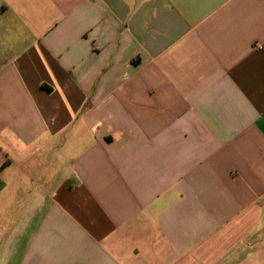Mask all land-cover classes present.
<instances>
[{
    "label": "crops",
    "instance_id": "1",
    "mask_svg": "<svg viewBox=\"0 0 264 264\" xmlns=\"http://www.w3.org/2000/svg\"><path fill=\"white\" fill-rule=\"evenodd\" d=\"M0 264H264V0H0Z\"/></svg>",
    "mask_w": 264,
    "mask_h": 264
}]
</instances>
